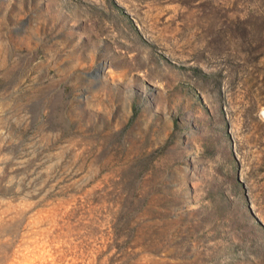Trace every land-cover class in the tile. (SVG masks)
Returning <instances> with one entry per match:
<instances>
[{
    "label": "rangeland",
    "instance_id": "1",
    "mask_svg": "<svg viewBox=\"0 0 264 264\" xmlns=\"http://www.w3.org/2000/svg\"><path fill=\"white\" fill-rule=\"evenodd\" d=\"M0 264H264V0H0Z\"/></svg>",
    "mask_w": 264,
    "mask_h": 264
}]
</instances>
